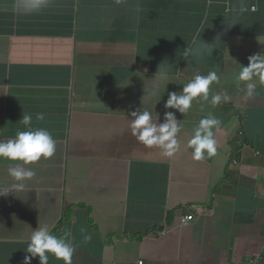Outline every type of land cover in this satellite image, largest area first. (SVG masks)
<instances>
[{
  "label": "crops",
  "instance_id": "0c3cea01",
  "mask_svg": "<svg viewBox=\"0 0 264 264\" xmlns=\"http://www.w3.org/2000/svg\"><path fill=\"white\" fill-rule=\"evenodd\" d=\"M210 3L50 0L25 15L0 0V141L26 130L24 114L56 141L22 192L0 196V264H24L45 225L71 232L73 264H264V89L245 100L233 79L264 52V0ZM158 70L170 83L152 97ZM212 70L211 93L230 99L167 110L181 121L174 156L137 141L131 112L144 106L162 123L168 92ZM209 113L222 151L196 161L187 143ZM9 163L0 188L14 183ZM186 215L195 220L181 227Z\"/></svg>",
  "mask_w": 264,
  "mask_h": 264
},
{
  "label": "clouds",
  "instance_id": "9594fccd",
  "mask_svg": "<svg viewBox=\"0 0 264 264\" xmlns=\"http://www.w3.org/2000/svg\"><path fill=\"white\" fill-rule=\"evenodd\" d=\"M49 2L50 0H19L18 9L25 15H31L46 9ZM121 2L122 0H116L117 4ZM210 2V5H212L213 2L211 0ZM240 10L245 11L246 9L241 7ZM251 11L257 13L259 10L256 7ZM248 59V66L241 65L239 72L233 77L238 90L243 92L245 100L257 95L258 87L264 89V52L252 55ZM157 73L159 74L155 75V83L147 93L152 97L158 95L161 84H164L167 91V85L170 83L167 72L158 70ZM219 81L220 77L217 71L212 70L206 75L196 74L189 82L183 84L182 91L168 92V99L164 104L166 111L162 123L159 122L158 113L154 118L152 112L144 106L143 110L137 109L131 112L132 118L129 126L132 135L146 147L160 149L165 157L174 156L180 149L178 135L182 131L181 121L177 120L175 112L167 110L175 109L179 113L187 115L194 102H209L213 107L218 106L222 101L227 102L230 97L226 92L211 93L212 85L218 84ZM37 118L43 119L44 117L40 114ZM20 123L26 130L17 131L15 137L6 142L0 141V160L10 162L7 172L14 181L7 189L0 188V196L7 195L12 191L22 192L26 187L25 182L32 180L36 175L31 165L40 162L42 158L49 159L53 157L56 152V141L52 133L44 128L33 129L30 114H24ZM221 123L220 119L209 113L193 129L187 147L192 150L194 160L202 161L220 154L222 147L215 134ZM225 183L228 185V181H225ZM194 220L195 217L193 216V220L189 223ZM183 227H186V225ZM81 232L82 234L86 233V230L81 229ZM161 232L167 234L168 230H162L157 235L163 236L160 235ZM83 239L86 243L91 240V235L84 234ZM76 247L74 238L67 229L62 235L58 236L53 234L47 225L39 226L32 231L28 238L24 264H31L32 259L37 257L39 258V264H49L51 259L64 264H73L75 262L73 256Z\"/></svg>",
  "mask_w": 264,
  "mask_h": 264
},
{
  "label": "built area",
  "instance_id": "2783aa9c",
  "mask_svg": "<svg viewBox=\"0 0 264 264\" xmlns=\"http://www.w3.org/2000/svg\"><path fill=\"white\" fill-rule=\"evenodd\" d=\"M256 11V9H255ZM193 220V216H185L182 218L180 226L183 227L185 225H187L189 222H191ZM166 232H161L160 235H165ZM140 264H143V262H141Z\"/></svg>",
  "mask_w": 264,
  "mask_h": 264
},
{
  "label": "trees",
  "instance_id": "16d2710c",
  "mask_svg": "<svg viewBox=\"0 0 264 264\" xmlns=\"http://www.w3.org/2000/svg\"><path fill=\"white\" fill-rule=\"evenodd\" d=\"M212 2H215V0H211ZM206 4H207V0H205Z\"/></svg>",
  "mask_w": 264,
  "mask_h": 264
}]
</instances>
